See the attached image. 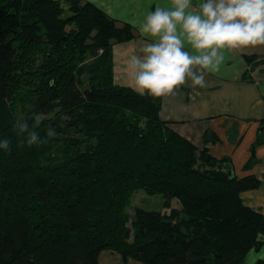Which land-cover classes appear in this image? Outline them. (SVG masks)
I'll use <instances>...</instances> for the list:
<instances>
[{"label":"trees","instance_id":"trees-1","mask_svg":"<svg viewBox=\"0 0 264 264\" xmlns=\"http://www.w3.org/2000/svg\"><path fill=\"white\" fill-rule=\"evenodd\" d=\"M134 38L86 0H0V141H10L0 149V264H97L103 250L141 264H238L263 245L264 215L240 198L259 180L237 178L229 159L161 121V97L114 82L113 47ZM22 64L30 71L16 75ZM19 76L30 84L23 115L8 91ZM36 114L34 130L56 136L28 146L14 125L33 130ZM262 144L264 122L253 148ZM139 191L169 211L137 208L128 227Z\"/></svg>","mask_w":264,"mask_h":264},{"label":"crops","instance_id":"crops-1","mask_svg":"<svg viewBox=\"0 0 264 264\" xmlns=\"http://www.w3.org/2000/svg\"><path fill=\"white\" fill-rule=\"evenodd\" d=\"M121 24H129L135 31L132 41L113 47L114 82L132 86L128 61L148 39L140 34L138 25L145 15L157 7H168L170 0H86ZM203 0H192L198 6ZM249 59L252 61L249 62ZM264 46L225 51L224 60L215 73L206 74L204 87H191L189 81L172 94L161 97L159 119L179 136L199 150L217 159L231 161L237 178L252 175L259 186L240 194L242 202L264 215V144L253 148L261 124L264 122ZM204 135L217 138L204 142ZM254 156L251 169L244 165ZM251 251V250H250ZM249 251V252H250ZM238 264H264V243ZM97 264H141L114 251L99 253Z\"/></svg>","mask_w":264,"mask_h":264},{"label":"clouds","instance_id":"clouds-1","mask_svg":"<svg viewBox=\"0 0 264 264\" xmlns=\"http://www.w3.org/2000/svg\"><path fill=\"white\" fill-rule=\"evenodd\" d=\"M138 31L148 39L128 61L133 91L159 98L189 81L202 88L206 74L219 71L225 51L264 46V0H203L198 6L170 0L168 7L148 12ZM40 123L36 114L33 130L25 120L14 128L27 133L28 146L46 144L56 131L49 127L41 137L34 130ZM0 149L10 151V141H0ZM256 240L264 235L258 233Z\"/></svg>","mask_w":264,"mask_h":264},{"label":"rangeland","instance_id":"rangeland-1","mask_svg":"<svg viewBox=\"0 0 264 264\" xmlns=\"http://www.w3.org/2000/svg\"><path fill=\"white\" fill-rule=\"evenodd\" d=\"M43 46L41 44L36 45L33 49L36 51L35 54H39L40 47ZM117 46V45H116ZM87 63H89V59L86 60ZM112 64L114 65V54L112 51V58H111ZM30 66H25V64L18 65V67L15 70V74L18 75L19 71L23 70L26 71L25 73H28L30 71ZM33 71V70H32ZM114 71H113V77H114ZM26 79H30L31 75L25 74ZM23 77L19 76L18 79H14L12 77L9 85V97L12 98L11 102L14 105L17 112H19L20 115L26 114L29 110V105L31 103L30 98V84L26 81ZM11 102L9 104H11ZM14 102V103H13ZM163 198L159 195L156 196H149L145 194L143 191L136 192L133 194L130 203L128 207L126 208V216L128 217V227H130V222L134 219V213L137 208L143 209L145 211H156L160 213H168L169 210L163 207ZM172 207L177 208L179 207V204L176 201H172Z\"/></svg>","mask_w":264,"mask_h":264}]
</instances>
